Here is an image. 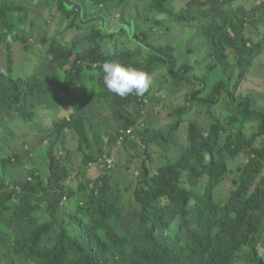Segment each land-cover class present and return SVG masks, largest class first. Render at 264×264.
Masks as SVG:
<instances>
[{
  "label": "trees",
  "instance_id": "1",
  "mask_svg": "<svg viewBox=\"0 0 264 264\" xmlns=\"http://www.w3.org/2000/svg\"><path fill=\"white\" fill-rule=\"evenodd\" d=\"M53 1L48 0L49 4ZM72 1L81 5L85 17L92 14L89 7L95 2L98 10L94 16L105 17L102 8L109 11L108 3L115 0ZM234 1L192 0L187 4L188 9L177 15L173 14L167 0H152L148 9L151 13L169 14L180 27L198 26L208 45L210 60L220 67L229 54L234 55L238 78L234 86L227 88L221 83L214 86L212 95L201 101L202 111L208 114L207 121L204 120L205 124L189 123L190 146L178 163L165 165L152 178L144 170L143 179L133 193L136 211L131 219L136 218L138 228L126 226L132 209L117 202L110 173L80 184L78 191L69 186L71 175L63 162L66 155L63 152L64 155L59 156L56 143L47 152L50 162L46 161L49 168L46 179L40 169L26 167L23 158L28 154L21 153L22 149L14 159L0 152V252L8 242L15 257L34 264H264L258 252L259 244L264 242V146L248 153V164L239 173L238 185L226 203L221 204L214 197L224 172L223 162L217 157L226 154L235 159L252 148L256 137H264L263 108L249 96L247 99L240 97L238 101L235 96V90L244 79L245 68L251 65L249 61L259 55L264 46V42H258L249 47L243 30L249 18L264 15V6L254 8L255 5L250 4L253 8L248 11L244 5L235 6ZM59 5L63 17L69 21V28H84L76 10L67 9L64 0H59ZM85 17L83 19H87ZM27 18L25 8L0 0V41L9 50L15 41L29 49L26 34L18 31ZM98 24L100 29L85 36V47L52 40L47 50L54 68L65 69L73 78L92 71L89 80L99 86L96 90L82 85L90 97L101 101L94 109L73 108L69 118L63 117L51 131V136L58 137L67 136L69 130L77 134L78 152L89 150L84 166L96 164L101 157V133L106 135L103 137L108 138L111 147L116 145L114 138L123 137L127 143L134 136H143L146 121L147 125L154 121L153 109L149 111L154 102L153 94L162 90L167 82L175 86L171 89L173 94L180 91L184 81L194 83L189 95L198 93L206 85V80L194 81L189 76L192 68L188 64L178 67L174 49L169 46L146 45L150 50L141 61L133 52L120 53L116 43L109 46L111 52L105 54L98 39L113 33H104L107 21L104 27L101 21ZM120 29L129 32L128 28ZM112 59L149 73L153 80L149 91L142 97L133 93L124 98L110 93L103 83L102 64ZM78 62L87 64L88 68L83 69ZM13 65L10 53L8 72ZM161 69L163 72L158 76ZM99 70L101 73L97 76L95 72ZM8 72L6 76L0 74L1 112L33 122L39 118L36 108H44L50 102L59 104L51 94L52 88L47 86L55 83V75L13 79ZM214 73L217 75L218 71ZM163 80L167 82L162 83ZM223 95L232 107L228 114H233L222 120L215 111ZM189 111L186 106L173 111L170 136H178L180 116ZM85 112L92 116L84 115ZM94 119L99 123L96 126ZM253 120L258 123L256 135L244 142L243 131ZM95 130L100 132L91 135ZM111 130H114L113 135ZM148 131L151 133L148 129L144 135ZM159 133L165 136L161 132L156 134ZM220 136L237 137L236 146H220ZM207 155L212 160L208 165L205 163ZM19 170L28 174L27 179L14 173ZM189 170L201 181L199 190L184 185V173ZM130 235H137L135 241L140 243L131 241Z\"/></svg>",
  "mask_w": 264,
  "mask_h": 264
},
{
  "label": "rangeland",
  "instance_id": "2",
  "mask_svg": "<svg viewBox=\"0 0 264 264\" xmlns=\"http://www.w3.org/2000/svg\"><path fill=\"white\" fill-rule=\"evenodd\" d=\"M6 1L15 2L26 10L28 18L24 22L25 25L20 26L18 31L26 34L29 49L27 50L23 43L15 41L9 50L6 44L0 41V68H6L8 72L10 67L8 66V60L11 53L14 60L12 70L8 72L11 78L29 79L35 75L46 78L49 75H55L57 77L55 83L48 84L47 86L52 88L51 94L59 104H72L76 109L92 110L101 102L99 99L90 97L88 91L82 87V85H85L99 90L98 84L89 80L92 71H85L82 77L73 78L65 73V69L54 68L55 64L47 52L49 41L52 40L62 44L76 43L79 48L85 47L87 45L85 36L100 29L98 21H101L102 27L106 25L107 21L104 33H113L111 36L101 35L98 39V43L101 44L105 54L110 53L111 48L109 46L116 43L120 53L133 52L137 56L136 59L141 61L146 56V51L150 50L146 45L169 46L170 49H174L178 67L188 64L192 68L189 76L194 81L206 80V85L194 95H189V92L194 88V83L182 82L180 91L173 94L171 93V89L175 88V86L163 80L162 83L167 82L165 87L162 90H157L158 93L153 94L154 102L149 106V111L153 109L154 112L152 114L154 121L151 123L156 124L149 123L147 125L148 121H146V125L143 128V136H134L132 140L134 142H124L123 146L116 145V148H112L110 142L107 140L108 138L104 139L103 137L106 135L101 133L99 135V142L103 145L102 155L96 164H90L87 168L82 165L81 155L77 151L78 142L76 145V136H51L50 132L47 131L46 122L50 119V116L44 108L35 109L39 113V118L33 122H27L19 116L12 118L0 111L1 153L7 154V157H13L14 154L19 153L20 149H22L21 153L28 154L23 158L26 167L40 169L42 175H44L43 178L46 179L47 171H49L48 165H46L47 152L52 144L56 143L60 150L59 156L62 157L64 155L63 152L66 155V157H63V162L69 168L68 170L71 175L69 186L78 191L80 184L88 183L91 179L110 173L113 178V186L116 187L117 202L125 204L132 209L126 219V226L129 225L134 229L138 228L136 218L131 219V216L134 214L133 212L136 211L134 209L133 193L135 187L143 179L144 170L146 169L152 178L160 168L168 164L178 163L183 158L190 146L188 136L189 123L195 121L199 124H205L204 120L207 121L206 116L208 114L202 111L203 104H201V101L210 97L213 87L220 83L227 88L235 85L238 78L236 57L229 54L224 65L218 67V64L208 57L209 48L201 35L199 27L195 25L191 27H179L169 14L149 12L148 9L152 5V0L110 1L108 3L109 11L102 8V15L106 19L103 16H94L97 7L96 3L92 2L89 7L92 12L91 15L87 14L85 17L81 7L80 22L85 26L79 29L69 28V21L63 17L64 15L59 9V0H55L50 4L48 0ZM191 1L167 0V4L172 9L173 14L177 15L181 11L187 10V4ZM64 4L67 6V9L70 8L65 3V0ZM233 4L235 6L244 5L250 11L253 8L250 4H254V8L264 6V0H236ZM85 8L87 9V6ZM167 11L169 10L167 9ZM84 17L87 19H83ZM87 21L89 22L85 23ZM203 24H206V22L203 21ZM122 27L128 28L129 32L120 29ZM243 36L248 40L249 47L258 42L263 43L264 15L256 16L254 19L249 18L246 21ZM105 45L106 49H104ZM262 49L259 55L249 61L251 65L245 68L244 79L235 90V96L237 101L240 97L247 99L249 96L264 111V46ZM217 71L218 74L216 75L214 72ZM162 72L163 69L158 72V76H161L160 73ZM100 73L101 70L95 72L97 76ZM72 82L74 84H71ZM159 99L161 101L157 102L156 100ZM188 99L196 103H191ZM182 106L188 107V110L190 109L191 111L180 116L182 123L178 136H170L172 127L170 124L172 120L174 121L172 116L173 111ZM231 111L232 107L229 105L225 95L221 96L220 102L216 105L215 115L223 120L233 114H228ZM257 111H259L258 106ZM68 113L69 110L64 115ZM257 128L258 123L256 120H253L243 131L245 136H242V140L246 142L248 138L252 139L256 135ZM42 129L44 131H41ZM148 129L151 133L148 131V134L144 135ZM113 132L114 130H111L112 135ZM157 132L165 133V136L160 133L156 134ZM101 136L102 138L100 139ZM204 137L207 138L209 136ZM221 137L223 139L219 143L220 146L231 148L236 146L237 137ZM63 140L66 144H64ZM113 141H116V138ZM252 146L253 148L263 147L264 137H256ZM219 157L223 162L224 172L221 182L214 193V197L217 202L224 204L229 199L230 193L238 185V175L248 164L249 156L248 153H242L235 159L226 154H222L217 158ZM211 161L210 156L207 155L205 163L208 165L211 164ZM49 162L50 159H48L47 164ZM14 173L20 175L22 179H27L28 174L24 170ZM184 177V185L186 187L200 189L201 181L197 179L192 171L185 172ZM262 178L264 179V175ZM237 210L239 211L240 207ZM70 213L74 212L70 211ZM72 233L73 230L70 229V234ZM136 236L130 235V239L136 242ZM258 252L262 255L264 254V244H259ZM2 254L3 257L0 258V264H25L14 260L10 244H4Z\"/></svg>",
  "mask_w": 264,
  "mask_h": 264
},
{
  "label": "clouds",
  "instance_id": "3",
  "mask_svg": "<svg viewBox=\"0 0 264 264\" xmlns=\"http://www.w3.org/2000/svg\"><path fill=\"white\" fill-rule=\"evenodd\" d=\"M79 64H83V63H79ZM102 72L104 73L103 83H104L106 89L110 93H113V94H115L121 98H124V97H126L130 94H133V93L136 96L142 97L145 93H147L149 91V89L152 85V82H153L152 76L149 73H147L143 70L137 69L135 67H131L127 64L121 63V62L116 61V60L104 62L102 64ZM0 74L6 76L7 75V69L6 68H0ZM76 138H77V136H76ZM222 139L223 138L221 137V141H222ZM77 142L78 141H76V145H77ZM124 142H125V140L123 139V137H121L118 140H116V145L117 146H123ZM115 146H112V148H116ZM252 149H253V146H252V148H248L246 153H249ZM77 151H78V148H77ZM87 153H89V150L85 151L84 153H79L81 155V161H82L83 166H84L85 155ZM15 155L16 154H14L13 159H14ZM89 165L90 164H88L87 166H89ZM87 166H85V167H87ZM26 235L27 234L22 235V236H26ZM135 243H140V242H135ZM4 244L8 245L9 243L5 242ZM261 244H264V242H261ZM12 250H13V248H12ZM12 256L14 257V260L17 262L25 263V264H34L33 262H30L28 260H23L19 257H15L14 255H12ZM259 256L264 259V254L262 255L259 253ZM2 257H3V254L1 251L0 252V258H2Z\"/></svg>",
  "mask_w": 264,
  "mask_h": 264
},
{
  "label": "crops",
  "instance_id": "4",
  "mask_svg": "<svg viewBox=\"0 0 264 264\" xmlns=\"http://www.w3.org/2000/svg\"><path fill=\"white\" fill-rule=\"evenodd\" d=\"M73 105L72 104H64V103H60V104H56V103H46L44 105V110L46 111V113L50 116V119L47 120L46 125H47V131L50 132V134L52 133V129L55 128L56 123L63 119V117L69 118V116L72 114V109H73ZM69 110V113L67 115H64V113ZM109 113L112 114L111 109H109ZM84 115H88V116H92L90 112H85ZM99 123L97 122L96 119H94V126L98 125ZM38 125L40 126V124L38 123ZM69 130V129H68ZM41 131H44V129H42ZM100 131L95 130V132L93 131L91 135H94V133H99ZM67 133V136H77V134L71 130H69Z\"/></svg>",
  "mask_w": 264,
  "mask_h": 264
},
{
  "label": "water",
  "instance_id": "5",
  "mask_svg": "<svg viewBox=\"0 0 264 264\" xmlns=\"http://www.w3.org/2000/svg\"><path fill=\"white\" fill-rule=\"evenodd\" d=\"M65 3L69 5L71 8H74L78 11L79 21L81 20V6L78 3L72 2L71 0H65ZM89 21L85 22L88 23ZM104 24V22H103Z\"/></svg>",
  "mask_w": 264,
  "mask_h": 264
},
{
  "label": "built area",
  "instance_id": "6",
  "mask_svg": "<svg viewBox=\"0 0 264 264\" xmlns=\"http://www.w3.org/2000/svg\"><path fill=\"white\" fill-rule=\"evenodd\" d=\"M80 63V62H79ZM83 69H87L88 68V65L87 64H82V65H80ZM94 68H96L97 67V65H95V64H93L92 65ZM131 133V131H128V134H130Z\"/></svg>",
  "mask_w": 264,
  "mask_h": 264
}]
</instances>
